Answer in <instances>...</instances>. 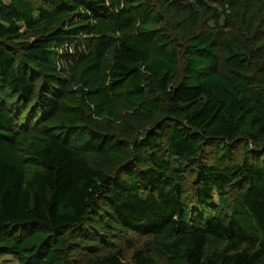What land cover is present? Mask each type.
<instances>
[{
    "label": "trees",
    "instance_id": "1",
    "mask_svg": "<svg viewBox=\"0 0 264 264\" xmlns=\"http://www.w3.org/2000/svg\"><path fill=\"white\" fill-rule=\"evenodd\" d=\"M4 255L264 264V0H0Z\"/></svg>",
    "mask_w": 264,
    "mask_h": 264
},
{
    "label": "rangeland",
    "instance_id": "2",
    "mask_svg": "<svg viewBox=\"0 0 264 264\" xmlns=\"http://www.w3.org/2000/svg\"><path fill=\"white\" fill-rule=\"evenodd\" d=\"M238 152H241L240 148ZM0 264H18V261L10 255H4L0 257Z\"/></svg>",
    "mask_w": 264,
    "mask_h": 264
}]
</instances>
